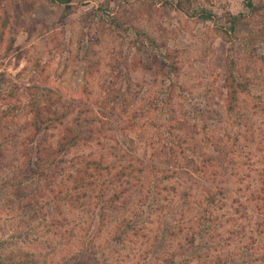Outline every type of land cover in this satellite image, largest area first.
<instances>
[{
	"label": "rangeland",
	"instance_id": "374dc122",
	"mask_svg": "<svg viewBox=\"0 0 264 264\" xmlns=\"http://www.w3.org/2000/svg\"><path fill=\"white\" fill-rule=\"evenodd\" d=\"M252 2L0 0V264H264ZM47 94L92 137L44 161L62 125L27 122Z\"/></svg>",
	"mask_w": 264,
	"mask_h": 264
},
{
	"label": "trees",
	"instance_id": "16d2710c",
	"mask_svg": "<svg viewBox=\"0 0 264 264\" xmlns=\"http://www.w3.org/2000/svg\"><path fill=\"white\" fill-rule=\"evenodd\" d=\"M50 4L63 3L68 4L70 0H45ZM253 0H248V5L251 8H254ZM177 8L181 7L179 2L176 5ZM237 16H233V20L236 19ZM13 38H11V41ZM164 65V63H163ZM169 65V64H168ZM149 67L148 69H151ZM170 71H176L177 66L174 63L169 65ZM227 90V99H228V107L230 109L231 103L236 99L237 88L234 78H226L224 83ZM43 96L44 98H40L37 100V97L30 100L29 108L31 112V116L27 122L29 132L27 134L30 139H35L42 131L48 130L49 128L56 127V125H62V129L59 133L58 139L56 140V144H44L42 140L38 141L36 145V153L38 160H46L54 153L62 154L66 150L75 147L83 141H86L92 137L91 134L84 136V132L81 129V125L79 124V118L75 116V120L72 124H65L66 119L71 113L70 108L68 106H64L60 104L59 100L61 96L57 97V100H52L51 95ZM44 99V102L41 100ZM44 160V161H45ZM92 174V173H89Z\"/></svg>",
	"mask_w": 264,
	"mask_h": 264
}]
</instances>
